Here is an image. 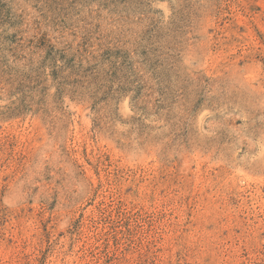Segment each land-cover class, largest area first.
<instances>
[{
    "label": "rangeland",
    "instance_id": "374dc122",
    "mask_svg": "<svg viewBox=\"0 0 264 264\" xmlns=\"http://www.w3.org/2000/svg\"><path fill=\"white\" fill-rule=\"evenodd\" d=\"M0 264H264V0H0Z\"/></svg>",
    "mask_w": 264,
    "mask_h": 264
}]
</instances>
